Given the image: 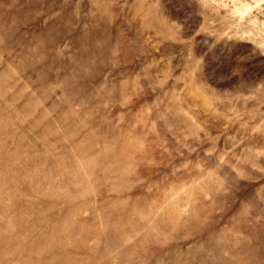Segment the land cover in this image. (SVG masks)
I'll list each match as a JSON object with an SVG mask.
<instances>
[{"label":"rangeland","instance_id":"rangeland-1","mask_svg":"<svg viewBox=\"0 0 264 264\" xmlns=\"http://www.w3.org/2000/svg\"><path fill=\"white\" fill-rule=\"evenodd\" d=\"M0 264H264V0H0Z\"/></svg>","mask_w":264,"mask_h":264}]
</instances>
